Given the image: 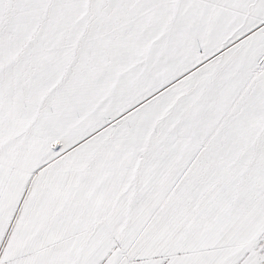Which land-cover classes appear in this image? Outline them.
Returning a JSON list of instances; mask_svg holds the SVG:
<instances>
[{"label":"snow or ice","instance_id":"snow-or-ice-1","mask_svg":"<svg viewBox=\"0 0 264 264\" xmlns=\"http://www.w3.org/2000/svg\"><path fill=\"white\" fill-rule=\"evenodd\" d=\"M0 264H264V0H0Z\"/></svg>","mask_w":264,"mask_h":264}]
</instances>
